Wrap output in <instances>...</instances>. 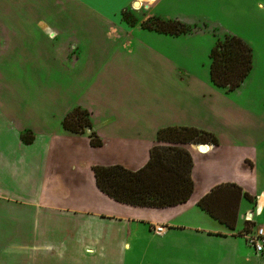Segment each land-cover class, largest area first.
<instances>
[{
    "label": "crops",
    "instance_id": "crops-1",
    "mask_svg": "<svg viewBox=\"0 0 264 264\" xmlns=\"http://www.w3.org/2000/svg\"><path fill=\"white\" fill-rule=\"evenodd\" d=\"M75 1L80 8L85 3L94 9L81 18L108 22L116 38H129L133 31L144 29L143 21L135 26L126 23L122 12L96 11L103 4L111 8L117 0ZM134 1L126 0L120 9ZM139 1L143 9H149V15L163 20H179L182 15L177 16L181 13L176 5L180 3L184 8L190 5L192 15L195 11L205 16L211 13L246 29L256 24L260 28L264 18V0ZM194 5L197 7L191 8ZM220 26L224 34L218 29L214 32L222 38L237 33L223 23ZM101 46L66 47L65 72L78 76L79 84L89 82L92 89L61 104L49 117L21 121L0 99V264H264V252L257 253L248 242L249 233L264 228V138L251 139L245 125L232 126L206 109L199 110V103L204 105L210 94L198 98L184 93L185 78L168 92L171 83L165 68L171 61L166 59L153 63L156 75L147 78L151 86L144 88L145 93L99 94L101 82L110 83L112 90L117 83L115 71L120 68V62L110 59L114 47ZM253 70L236 90L252 77ZM100 74L107 79L101 81ZM114 95L119 102H113ZM137 97L149 107L130 106ZM77 107L90 113L92 129L83 134L62 126L65 116ZM236 112L239 116L243 111ZM169 126L195 127L213 132L219 139V145L205 144V150L197 144L184 146L193 159L194 182L186 203L167 208L135 207L99 190L94 166L141 169L157 144L158 131ZM91 131L102 141L100 147L91 145ZM26 132L33 133L31 143L22 139ZM225 184H235L252 197V201L241 198L234 230L198 205L215 187ZM250 212L254 222L247 225L244 215ZM242 221L244 227L240 228ZM157 228L163 231L157 233Z\"/></svg>",
    "mask_w": 264,
    "mask_h": 264
},
{
    "label": "rangeland",
    "instance_id": "rangeland-1",
    "mask_svg": "<svg viewBox=\"0 0 264 264\" xmlns=\"http://www.w3.org/2000/svg\"><path fill=\"white\" fill-rule=\"evenodd\" d=\"M117 1L111 8L103 4L96 11L113 14L125 11L139 22L153 17L161 19L149 15L146 7L135 8L134 3L120 9L126 0ZM74 2L0 0V99L5 102L7 110L16 111L21 121L31 123L43 115L49 117L61 104L66 105L75 100L81 91L89 92L92 84H79L78 76L73 77V74L71 76L65 72L66 47H99L102 43L114 47L110 59L120 62V68L115 71L113 79L117 83L112 85V90L108 88L111 84L105 81L107 76H98L101 81H105L99 85V94L139 96L145 93L144 88L151 86L147 78L156 75L154 73L157 69L153 63L166 59L171 61L165 68L167 80L171 83L168 92L172 91L175 82L185 78L181 88L184 93L195 94L198 98L204 93L210 94L204 105L199 103V110L206 109L215 118H224L232 126L245 125L251 139L264 138V18L260 28L256 24L254 28L246 29L234 21H227L211 13L205 16L195 11L192 15L190 5L184 8L180 3L176 5L177 12L181 13L177 16L182 15L179 20L191 24L196 31L201 29L199 34L172 37L137 29L129 38H116L109 31L108 22L81 18L90 9L94 10L91 5L83 3L84 6L80 8V4ZM85 2L90 4L91 0ZM195 7L197 5L191 6ZM220 23L234 28L237 32L234 35L246 41L253 49L252 77L242 88L231 92L215 86L210 76V53L217 39L222 38L214 30L218 29L220 34H224ZM50 28L56 32L52 33ZM113 102H119L115 95ZM144 104L149 107L142 97L130 102L133 108ZM238 109L243 111L239 116L236 112ZM243 225L242 221L240 228ZM249 234L252 236L253 233Z\"/></svg>",
    "mask_w": 264,
    "mask_h": 264
},
{
    "label": "trees",
    "instance_id": "trees-1",
    "mask_svg": "<svg viewBox=\"0 0 264 264\" xmlns=\"http://www.w3.org/2000/svg\"><path fill=\"white\" fill-rule=\"evenodd\" d=\"M122 16L130 26L138 23L137 19L131 18L125 11ZM141 27L171 36L188 35L196 30L179 20L155 17L142 22ZM253 58V49L243 39L232 35L218 38L210 53L212 83L228 92L236 90L253 70ZM62 126L75 134L91 130L89 111L81 107L75 108L65 116ZM89 136L93 147L102 145V141L93 131ZM22 139L25 143H31L34 139L33 133H24ZM188 144L217 146L219 139L215 134L195 127L162 128L157 133V144L151 149L150 159L144 167L131 171L121 165L94 166L96 184L101 192L113 200L135 207L167 208L184 204L191 198L194 190L193 159L184 147ZM243 196L252 201V197L243 193L235 184L219 185L202 198L198 205L234 230L239 202ZM249 228L250 226L246 232Z\"/></svg>",
    "mask_w": 264,
    "mask_h": 264
},
{
    "label": "built area",
    "instance_id": "built-area-1",
    "mask_svg": "<svg viewBox=\"0 0 264 264\" xmlns=\"http://www.w3.org/2000/svg\"><path fill=\"white\" fill-rule=\"evenodd\" d=\"M253 212H250L249 214L244 215V221L246 224L253 223ZM163 231V228H157L156 232L161 233ZM249 235V243L254 247L257 253H263L264 252V228L260 227L255 229V232Z\"/></svg>",
    "mask_w": 264,
    "mask_h": 264
},
{
    "label": "water",
    "instance_id": "water-1",
    "mask_svg": "<svg viewBox=\"0 0 264 264\" xmlns=\"http://www.w3.org/2000/svg\"><path fill=\"white\" fill-rule=\"evenodd\" d=\"M138 4H139L138 1H136V2L134 3V7H137ZM197 145H198V144H197ZM199 145L202 146L203 149L206 147L205 144H199Z\"/></svg>",
    "mask_w": 264,
    "mask_h": 264
},
{
    "label": "bare ground",
    "instance_id": "bare-ground-1",
    "mask_svg": "<svg viewBox=\"0 0 264 264\" xmlns=\"http://www.w3.org/2000/svg\"><path fill=\"white\" fill-rule=\"evenodd\" d=\"M138 3H139V4H138L137 7H135V8H140V7H141V5H142L141 2L138 1ZM200 148H201L202 150H205L207 147H205V148L203 149L202 146H200Z\"/></svg>",
    "mask_w": 264,
    "mask_h": 264
}]
</instances>
